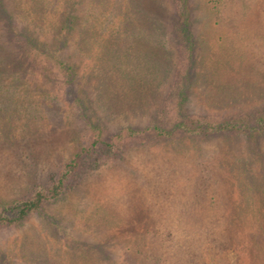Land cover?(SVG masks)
Returning a JSON list of instances; mask_svg holds the SVG:
<instances>
[{"label": "rangeland", "instance_id": "374dc122", "mask_svg": "<svg viewBox=\"0 0 264 264\" xmlns=\"http://www.w3.org/2000/svg\"><path fill=\"white\" fill-rule=\"evenodd\" d=\"M26 1L45 30L57 23L62 0ZM200 5L189 16L190 53L170 28L159 36L135 15L120 22V41L92 38L99 63L90 69L80 52L64 51L60 59L78 65L74 82L48 65L7 70L0 55V206L49 189L96 135L114 145L83 160L60 200L24 224L0 225V264H264V133L199 144L143 133L170 130L181 85L187 117L264 116V0Z\"/></svg>", "mask_w": 264, "mask_h": 264}, {"label": "trees", "instance_id": "16d2710c", "mask_svg": "<svg viewBox=\"0 0 264 264\" xmlns=\"http://www.w3.org/2000/svg\"><path fill=\"white\" fill-rule=\"evenodd\" d=\"M129 1L130 3L126 8L124 2L109 0L110 6L109 9H106L107 7L103 4L105 0H62L61 3L59 2L60 5L57 9L52 11V14H54L52 21L56 20L57 23H53L50 29L45 30L43 26L36 23L33 16L30 15V10L24 9L25 4H27L26 0H15L14 9L11 6L12 0H0V55L3 56V66L7 70L12 67H22L26 72L27 70L36 72L35 70L40 71L41 68H44L43 66L48 65L47 67H51V73L56 70L59 74L65 75L74 82L76 76H78L76 69L78 65H69V63H65L60 59L64 51L80 52L83 58L86 59L81 67L90 69L99 63V56L93 57L89 52V49L97 43H93L92 38L100 35L111 42L115 36L119 40L127 33V29L119 25L120 22L126 18L129 20L131 19L130 16L135 15L150 20L153 24V30L157 31L159 36L164 37L168 33V28H170L180 41H184L183 49L186 46L189 53L196 49V41L192 36V29H190L189 16H192L197 9L202 8L200 5L202 0H196V3L192 5H190V0H141L142 4H139L137 0ZM215 7L217 8V6ZM114 8L119 9V11L114 10ZM212 8L214 9V7ZM108 13L114 15L109 21L106 19ZM206 13L209 16L205 14L204 16L201 14V16L210 18L211 13L209 11ZM161 17L170 20L167 19L168 21L165 24L160 21ZM207 22H209L208 19ZM201 34L197 36L198 40L202 38ZM82 40H84L85 46L82 44ZM93 40L96 41L97 39ZM118 40L115 41V46L122 50L121 44L117 43ZM102 45H104L103 41L100 46L103 49L104 46ZM79 79L80 82L83 81L84 75H81ZM1 80L0 74V90L3 86H6L1 83ZM18 82L25 85L26 89L23 92L27 95L26 84ZM181 86L180 90L177 91L179 92L177 97L179 96L180 100L175 104L178 108L174 111L176 118L172 125L170 123V130L155 124L144 129L143 133L150 131L160 138L172 139L177 137L180 138L181 142L193 141L198 144L209 141L216 136L233 134L259 136L264 133V116L258 117L256 115L244 119L229 118L212 124L206 120L182 115L185 112L184 106L187 101L188 87ZM92 129L98 130L94 127ZM131 134H134V132H131ZM94 138L88 147H80L76 153L72 154L71 159L63 164L58 177L49 189L37 190L29 199L14 200L0 206V225L14 227L24 224L33 215L40 212L45 205L57 202L65 196L70 189L71 180L82 167L83 160L87 156H91L100 146H105L108 149H112L114 146L112 143H105L99 139L98 135ZM233 138L236 139V137ZM183 144L185 143L183 142ZM187 151L191 152L188 146ZM257 170L264 172V168H258ZM228 216L229 221L232 222L234 217L231 216L233 215L229 214ZM230 222L228 223L230 224ZM237 226L238 224L235 227ZM240 226L243 225L240 223Z\"/></svg>", "mask_w": 264, "mask_h": 264}]
</instances>
